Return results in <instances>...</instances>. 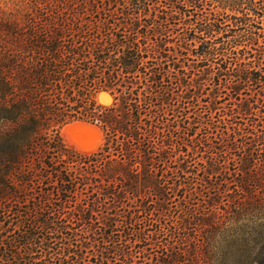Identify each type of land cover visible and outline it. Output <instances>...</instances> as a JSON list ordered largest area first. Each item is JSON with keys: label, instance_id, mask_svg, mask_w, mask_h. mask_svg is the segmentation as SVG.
<instances>
[{"label": "trees", "instance_id": "16d2710c", "mask_svg": "<svg viewBox=\"0 0 264 264\" xmlns=\"http://www.w3.org/2000/svg\"><path fill=\"white\" fill-rule=\"evenodd\" d=\"M28 1L24 25L0 20V264H264V63H244L264 53V7L164 0L149 24L154 0ZM171 27L218 61L235 107L184 118L161 42L148 43ZM257 90L259 104L240 100ZM78 122L104 133L91 156L64 143Z\"/></svg>", "mask_w": 264, "mask_h": 264}, {"label": "rangeland", "instance_id": "374dc122", "mask_svg": "<svg viewBox=\"0 0 264 264\" xmlns=\"http://www.w3.org/2000/svg\"><path fill=\"white\" fill-rule=\"evenodd\" d=\"M34 3H38L42 5L44 1L46 0H33ZM255 5L258 9L264 7V0H254ZM48 2V1H46ZM157 2H160L158 5L156 4ZM152 8L158 7V11H151L149 14V18H142L140 19L141 21L145 23L152 22V19L154 22H160L163 19L166 18V14L163 13L167 11V8H164L168 2L164 0H154L152 2ZM166 3V4H165ZM212 11L214 12H225L228 15H231V10L229 8H220L218 7V4H214L211 8ZM37 11L34 9L33 3H30L28 0H0V20H8L16 23H20L21 25H24L27 22V19L29 16H36ZM87 15L85 16H80L81 19H90V16ZM82 15L83 12H82ZM152 17V18H150ZM99 19L101 16L99 15ZM88 23V21L86 22ZM258 23V22H257ZM226 30H235L234 25L232 24L231 21H227L226 23ZM264 30V18L263 21L261 22L260 26ZM183 27L181 29L176 28L173 29L172 27L169 29L168 32H165L163 37H159L158 34L155 32H150L148 35L149 40L148 43L151 45H156L157 39L159 38V42H161V53H162V59L161 61L164 63V67L168 68L170 72L174 74V77L177 78V80H172V83H170V89L172 91V97L174 102L177 105H180L179 108L184 110L185 115L184 118L187 120L189 119L190 122L193 123V118L198 117V116H203L205 115L206 111L208 108H210V105L212 102L218 103L219 108H223L222 111H229L227 108H230L232 106L235 107L234 103L236 100H233L232 97L228 96L229 91L227 90H221L218 91L216 90L217 85H219V82L217 79H215V74L217 73V66L218 61H215V64L203 62L202 59H200L195 53H193V47L200 45L198 41L192 42V47H187L186 43L187 41L184 40L186 38L185 32ZM262 32V31H260ZM232 36H239V33H232ZM158 37V38H157ZM242 42V40H241ZM245 45L253 46V44L250 45V42L244 41ZM264 47V40L261 39L259 41V45L257 46L256 49H259V47ZM198 48V47H196ZM197 51V50H195ZM260 51V50H259ZM253 55H255L254 60H246L244 63H250L252 61H256L252 67H257L259 64V60L262 59L260 62L261 64L264 63V53L263 52H253ZM230 82V81H229ZM222 83V81L220 82ZM251 93V94H250ZM250 96H241V99L244 98H251L252 102L257 99H262L260 95L258 94L257 91H251L249 92ZM109 94H98L96 99L99 105L102 106H111L112 103L114 102L113 97ZM254 99V100H253ZM257 104H259L257 102ZM183 116V115H182ZM218 116H216L215 119H213V122L216 123ZM176 119V118H175ZM67 127H64L63 130L61 131L64 143L68 149L75 150L79 154L85 155V156H91L95 153H97L100 149H102L105 145V137L104 133L100 129L101 132L96 131L94 132V137L91 138L92 140V148L91 150L88 151H78L76 148L70 147L68 144L66 137H65V130ZM199 129V128H198ZM195 138L201 133V130H197ZM198 138V137H197ZM188 147L194 146L191 141L188 140V142H185ZM189 149V148H188ZM191 150V149H189ZM207 162V156L205 154H199L197 155L196 159V164L199 166L198 169L202 170V166H206ZM200 173V172H199ZM202 176V175H201ZM188 178V177H186ZM203 178L200 177L198 178V183H201V180ZM194 180V179H192ZM196 182V180H195ZM175 202L172 207L178 208V201ZM180 206V205H179ZM176 211V209H175ZM169 223V221H168ZM154 252V251H152Z\"/></svg>", "mask_w": 264, "mask_h": 264}, {"label": "water", "instance_id": "95a60500", "mask_svg": "<svg viewBox=\"0 0 264 264\" xmlns=\"http://www.w3.org/2000/svg\"><path fill=\"white\" fill-rule=\"evenodd\" d=\"M66 127V140L70 147L76 148L78 151L90 150L93 146L91 138L95 136V130L101 132L97 126L82 122L73 123Z\"/></svg>", "mask_w": 264, "mask_h": 264}, {"label": "bare ground", "instance_id": "6f19581e", "mask_svg": "<svg viewBox=\"0 0 264 264\" xmlns=\"http://www.w3.org/2000/svg\"><path fill=\"white\" fill-rule=\"evenodd\" d=\"M91 150V149H90ZM88 151V150H87Z\"/></svg>", "mask_w": 264, "mask_h": 264}]
</instances>
